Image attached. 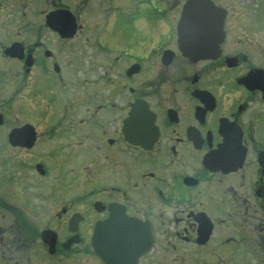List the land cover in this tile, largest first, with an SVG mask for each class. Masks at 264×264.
Segmentation results:
<instances>
[{
  "label": "flooded vegetation",
  "instance_id": "flooded-vegetation-1",
  "mask_svg": "<svg viewBox=\"0 0 264 264\" xmlns=\"http://www.w3.org/2000/svg\"><path fill=\"white\" fill-rule=\"evenodd\" d=\"M182 1L0 0L1 261L264 264V0L193 61Z\"/></svg>",
  "mask_w": 264,
  "mask_h": 264
},
{
  "label": "water",
  "instance_id": "water-1",
  "mask_svg": "<svg viewBox=\"0 0 264 264\" xmlns=\"http://www.w3.org/2000/svg\"><path fill=\"white\" fill-rule=\"evenodd\" d=\"M218 11L209 0H186L179 23V45L185 54L196 58L203 56L207 40L217 36L219 31Z\"/></svg>",
  "mask_w": 264,
  "mask_h": 264
},
{
  "label": "rangeland",
  "instance_id": "rangeland-1",
  "mask_svg": "<svg viewBox=\"0 0 264 264\" xmlns=\"http://www.w3.org/2000/svg\"><path fill=\"white\" fill-rule=\"evenodd\" d=\"M219 3H222V0H217ZM5 254H6V252H5ZM1 264V263H0ZM4 264V263H3Z\"/></svg>",
  "mask_w": 264,
  "mask_h": 264
}]
</instances>
